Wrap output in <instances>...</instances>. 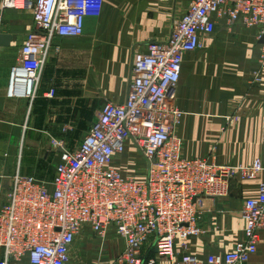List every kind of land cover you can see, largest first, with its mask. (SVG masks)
<instances>
[{
    "label": "built area",
    "instance_id": "1",
    "mask_svg": "<svg viewBox=\"0 0 264 264\" xmlns=\"http://www.w3.org/2000/svg\"><path fill=\"white\" fill-rule=\"evenodd\" d=\"M104 0H1L0 9L29 13L34 28L20 46L11 67L9 95L35 94L41 69L55 35L83 33L85 19L99 16ZM216 17L228 26L242 23L262 39L253 72L264 68V0H190L165 41H152L133 55L128 93L121 103L107 102L79 145L59 148L50 182L17 174L0 205V264L27 259L30 264H71L69 249L82 225L101 238L115 229L123 249L109 264H247L264 230V163L224 165L211 156L185 158L175 133L181 112L176 85L184 53L202 46ZM48 96H53L50 90ZM239 116L227 117L234 123ZM130 143L146 165L143 178L122 174L114 156ZM235 178L257 179L258 193L243 201V239L225 252L200 259L187 241L204 233L198 221L207 199L227 196ZM183 252L177 256L176 244ZM151 243L152 257L143 254Z\"/></svg>",
    "mask_w": 264,
    "mask_h": 264
},
{
    "label": "crops",
    "instance_id": "2",
    "mask_svg": "<svg viewBox=\"0 0 264 264\" xmlns=\"http://www.w3.org/2000/svg\"><path fill=\"white\" fill-rule=\"evenodd\" d=\"M189 1L104 0L99 16L85 19L81 35L53 36L33 96L20 94V88L14 95L8 91L11 67L34 22L29 13L0 9V34L11 37L8 45H0V205L17 174L52 180L61 152L52 140L75 149L105 103L125 100L133 55L152 41H165ZM216 20L201 48L182 57L175 90L181 112L175 133L182 139V155L211 156L224 165H249L256 158L264 163V68L259 80L253 76L261 49L257 29L242 23L228 26L223 17ZM231 115L238 120L229 123ZM145 165L130 143L114 156V166L124 175L143 178L137 169ZM258 182L235 178L227 196L207 199L198 221L204 233L188 239L186 250L204 259L243 239V201L257 195ZM122 249L113 227L101 238L84 224L69 255L71 264H109ZM175 249L179 256L182 243ZM142 252L152 257L151 243ZM247 264H264V230Z\"/></svg>",
    "mask_w": 264,
    "mask_h": 264
},
{
    "label": "water",
    "instance_id": "3",
    "mask_svg": "<svg viewBox=\"0 0 264 264\" xmlns=\"http://www.w3.org/2000/svg\"><path fill=\"white\" fill-rule=\"evenodd\" d=\"M10 40H11V37L9 35L0 34V45H8ZM260 41L262 42V39H260Z\"/></svg>",
    "mask_w": 264,
    "mask_h": 264
},
{
    "label": "rangeland",
    "instance_id": "4",
    "mask_svg": "<svg viewBox=\"0 0 264 264\" xmlns=\"http://www.w3.org/2000/svg\"><path fill=\"white\" fill-rule=\"evenodd\" d=\"M136 168V167H135Z\"/></svg>",
    "mask_w": 264,
    "mask_h": 264
}]
</instances>
